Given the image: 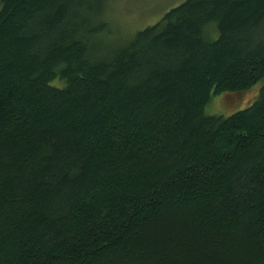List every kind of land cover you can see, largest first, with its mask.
<instances>
[{
  "label": "trees",
  "instance_id": "16d2710c",
  "mask_svg": "<svg viewBox=\"0 0 264 264\" xmlns=\"http://www.w3.org/2000/svg\"><path fill=\"white\" fill-rule=\"evenodd\" d=\"M105 6L0 0V264H264V0Z\"/></svg>",
  "mask_w": 264,
  "mask_h": 264
},
{
  "label": "rangeland",
  "instance_id": "374dc122",
  "mask_svg": "<svg viewBox=\"0 0 264 264\" xmlns=\"http://www.w3.org/2000/svg\"><path fill=\"white\" fill-rule=\"evenodd\" d=\"M185 0H105L110 29L102 36L106 43L126 45L136 32L157 23L163 15ZM105 14V13H104ZM262 84L244 94L214 96L205 108L207 116H224L246 109L259 96Z\"/></svg>",
  "mask_w": 264,
  "mask_h": 264
}]
</instances>
